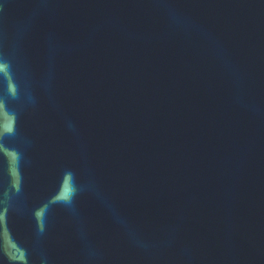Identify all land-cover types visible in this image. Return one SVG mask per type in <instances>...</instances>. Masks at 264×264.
Instances as JSON below:
<instances>
[{
    "label": "water",
    "instance_id": "1",
    "mask_svg": "<svg viewBox=\"0 0 264 264\" xmlns=\"http://www.w3.org/2000/svg\"><path fill=\"white\" fill-rule=\"evenodd\" d=\"M0 61V264H264V0H0Z\"/></svg>",
    "mask_w": 264,
    "mask_h": 264
},
{
    "label": "clouds",
    "instance_id": "2",
    "mask_svg": "<svg viewBox=\"0 0 264 264\" xmlns=\"http://www.w3.org/2000/svg\"><path fill=\"white\" fill-rule=\"evenodd\" d=\"M9 72H10V66L8 65V63L5 61H0V74H3L4 76H6ZM13 96H14V93H13ZM4 134L5 133L3 131H0V135H4ZM17 191H19V189H17Z\"/></svg>",
    "mask_w": 264,
    "mask_h": 264
}]
</instances>
